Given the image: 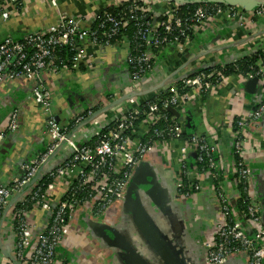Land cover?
I'll return each mask as SVG.
<instances>
[{
  "label": "built area",
  "instance_id": "2783aa9c",
  "mask_svg": "<svg viewBox=\"0 0 264 264\" xmlns=\"http://www.w3.org/2000/svg\"><path fill=\"white\" fill-rule=\"evenodd\" d=\"M23 1L0 0V14L3 5L15 3L22 7ZM47 1L52 5L58 2ZM162 4L156 0H109L104 9L92 15L93 25L88 29L80 28V22L74 17L60 16L49 29L26 34L20 40L7 37L0 43V84L14 83L32 89L31 97L42 113V128L47 138L44 150L22 166L21 175L0 186V220L10 200L21 194L8 215L14 238L12 256L20 264H61L59 253L78 214L91 221L113 225L135 168L140 162L153 159L156 148L167 141L183 142L176 200L188 199L200 192L203 177L213 182L215 221L203 240L204 263L225 264L230 259H242L244 264H264V223L249 169V160L258 143L252 142L253 149H248L251 132L260 130V138L264 140L261 124L264 72L260 69L243 76L224 77L212 69L207 74L184 77L202 65L189 66L178 73L184 94H179L176 84H169L157 90L151 102L148 101L151 98L143 99L137 106L138 98L128 99L120 110L107 115L106 122H114L115 128L93 148L77 145L68 134L79 125L81 131L88 124L92 125L95 118L83 124L84 116L111 103L114 96L104 98L103 106L97 101L75 114L68 127L62 128L56 120L55 97L48 90L47 82L60 76L76 78L82 70L94 76L99 68L97 58L105 49L127 46L128 81L119 92H138L154 70L155 60L167 47L182 51L184 44L198 36L205 23L223 13L236 21H246L241 10L218 4L194 5L196 7L188 18L179 10L185 6L176 5L156 15V7ZM121 7L122 11L119 10ZM108 8L116 11L110 13ZM248 14L264 19V6ZM93 26L96 27L93 29ZM181 37L182 42L179 41ZM58 47L73 52L69 62L61 66L56 65ZM180 60L185 61L182 57ZM231 77L236 78L237 85L258 78V87L249 99L250 109L242 108L234 113L232 153L238 160L226 162L213 135L193 132L184 137V115L189 105L202 102ZM242 96L238 87L229 94L235 102L243 99ZM144 103L147 109L143 111ZM170 108L179 116L171 114ZM168 120L173 126L153 130V139L144 141L153 127ZM139 126L142 130L138 134ZM101 129L96 130L93 138L100 135ZM18 130V112L13 111L0 127V141ZM66 151L70 156L47 170L49 159ZM190 153L192 160L188 156ZM195 163H206V168L199 170ZM42 176L48 179L47 183L40 182ZM224 180L231 181L230 191L221 187ZM27 185V190L22 192ZM58 188L61 190L59 196L56 195ZM36 210L44 215V220L38 224L29 219L30 213Z\"/></svg>",
  "mask_w": 264,
  "mask_h": 264
},
{
  "label": "crops",
  "instance_id": "0c3cea01",
  "mask_svg": "<svg viewBox=\"0 0 264 264\" xmlns=\"http://www.w3.org/2000/svg\"><path fill=\"white\" fill-rule=\"evenodd\" d=\"M22 3V7L15 3L3 5L0 14V41L6 37L18 38L49 29L55 25L60 16L74 17L80 22V28L88 29L93 25L92 15L104 9L109 0H58L56 5H52L47 0H24ZM241 11L246 15L245 22L236 21L234 17L228 18L223 13L205 23L198 36L184 44L182 51L167 47L155 60L154 70L147 76L146 83L138 92H119V89L123 88L128 81L126 45L105 49L97 58L99 68L94 76L86 70L77 74L76 78L60 76L49 80L47 88L55 97L54 113L58 124L62 128L68 127L75 114L93 106L97 101L103 106L104 98L114 96L109 103L111 105L105 103L92 125L87 123L84 130H76L72 137L75 143L85 144L93 139L96 130L107 125V115L120 110L130 98H138L136 104L141 105L143 99L151 98L153 92L167 85L172 78H178V71L185 66L199 64L203 66L208 64L209 60L213 61V64L223 65L264 52V19L251 17L247 12ZM181 57L185 59L184 62L180 60ZM257 66L264 72L261 62H258ZM226 82L228 83H224L211 95L206 96L202 102L189 105L186 108L184 120L185 124H188L187 128H192L191 133L201 135L207 132L213 135L224 161L228 162L232 154L234 113L242 108L250 109L248 104L250 97L243 94V99H236L235 102L229 98V94L232 89L239 88L240 85L236 84L237 80L234 77ZM31 91V88L20 84H0V127L13 111L18 112L19 124L18 131L0 141V186L7 185L12 178L21 175L22 166L33 161L44 150L47 143L42 128L43 116L31 97ZM116 104L120 105L116 107ZM190 122L193 127L190 126ZM141 130L139 126L138 134ZM260 132V130L251 132L249 136L251 144H248V149H253L252 142L258 143V148L249 160V169L259 189L260 197L264 198V140L260 138ZM262 135H264V122ZM182 146V141L162 143L154 151L153 159L149 158V161L140 162L138 165L144 164L150 168L153 183L169 193L172 192V187L179 177ZM69 156L70 152L66 151L59 157L51 158L49 168L56 167ZM188 156L190 160L193 159V154L190 153ZM144 182L147 181L144 180ZM230 182V180L222 182L221 187L224 191L232 189ZM200 183L202 185L200 192L191 195L188 199L177 198L174 206L169 204L167 193L166 197L160 195L158 204H154L150 197L140 198L150 222L157 226V231L160 230L166 238L173 240V246L186 252L187 259H185L190 264L194 262L197 244L204 240V236L208 234L215 221L212 209L214 207L213 182L210 178L203 177ZM60 192L58 188L56 195L59 196ZM29 219L34 224H38L44 220L43 212L32 211ZM87 220L89 219L77 216L72 222L68 240L59 253L60 263L126 264L119 253L106 246L102 240L90 232L88 228L90 221L87 222ZM3 227L0 239L4 245H7L11 235L13 236L10 232L12 225L8 217ZM140 233L135 242L134 252L141 263L166 264L155 251L146 247L144 243L146 241ZM147 234L154 238L157 236L154 231ZM155 247L158 248V245ZM166 248L170 250L171 255L174 254L170 245ZM4 249L6 251L5 246ZM177 261L179 264V257ZM1 262L13 264L4 258Z\"/></svg>",
  "mask_w": 264,
  "mask_h": 264
},
{
  "label": "water",
  "instance_id": "95a60500",
  "mask_svg": "<svg viewBox=\"0 0 264 264\" xmlns=\"http://www.w3.org/2000/svg\"><path fill=\"white\" fill-rule=\"evenodd\" d=\"M156 1H159L163 4H170L171 5L170 7H172V5L182 7V6H186V5L194 6V5H205V4H218V5H224V6L231 7V8H239V9H241L247 13L253 11L255 8H257L259 6H264V0H156ZM159 14H156V15H159ZM229 63H232V62H229ZM216 65H218V64L217 63H214V64L208 63L205 66L199 67V69L214 67ZM187 67H189V66H185L181 71H178V73L182 72ZM196 70H198V69H196ZM196 70H192V71L188 72L184 77L192 76L196 72ZM180 79L181 78H179V77L174 78V79L172 78L168 82L167 85L175 84L176 82L180 81ZM163 87L164 86H162V88ZM257 87H258V78H253L251 80L243 82L239 86V88L243 92L244 96L246 95V97H253L257 92ZM162 88H160V89H162ZM153 93L155 94L156 91ZM110 105L111 104H109V106ZM117 105L119 106L120 104H116L115 106L117 107ZM114 107H112V109ZM101 110H103V108H101L100 111ZM168 111L171 114H173L175 117L179 116V114L171 108ZM95 117H97V116H95ZM261 122H262L261 124L263 126L264 116L261 119ZM106 123L108 124L109 122L107 121ZM83 124H84V122H83ZM78 127H81V125L73 128L70 131V133L68 134V137L71 138L72 140H74L72 137L77 132L76 130L79 129ZM187 127H188V124L186 123L185 128H187ZM55 157H57V156H54L52 158H55ZM50 159H49V161H50ZM49 161H48L47 165L49 164ZM138 167L139 166H137L134 170V174L132 176L133 179L135 177L134 176L135 171H137ZM49 169L50 168L48 165L47 170H49ZM132 178H131V180H132ZM251 178L253 180V191H254L255 195L257 196L258 202L260 204L262 219H263V223H264V198L260 197L261 195L259 194V189H257V187H256L257 184H255V181L253 179L252 174H251ZM176 183H177V181L173 185L171 193H169L168 191L166 192V191L162 190L160 188V186H157L155 183H153V181H152V183H149V185L152 186L151 188L142 187V185L140 186V188H136L133 185L128 186L126 193H125V196L123 198V201L121 203V206L118 210V213L114 218L113 225L109 226V225L102 223V222H99V221L93 222L91 220H87V222L90 221V222H88L89 223L88 228H89L90 232L96 238H99L100 240H102V242L104 244H106V246H108L109 248H112L117 253H119L120 258L122 260H125L126 257H133V258H136V259H134L135 264H142L138 255H136V253L134 252L135 251V242L137 241V238L139 237L138 233L141 232L140 234L143 236L144 240L146 241V242H144L146 247H149L152 249V251H155L156 255L159 258H161L162 260H164L165 263L178 264L177 257H179V264H190L186 260L187 259L186 258L187 257L186 252L182 251V249H180V248H176V246H173L172 245V242H173L172 239L169 240L168 238H166L164 233H162L160 230L157 231L158 230V229H156L157 226H154L150 222L151 220L145 214L143 204H141V200H140V198H142V197H150L154 204H158V200H160L159 198H160V195L162 194V196H164V197L167 196L169 204L174 206L177 202V200H176ZM28 186L29 185L25 186L23 188L22 192L26 191ZM165 194H166V196H165ZM20 195H16L15 197H13V199L10 200L9 204L7 205L5 210L3 211V214H2L1 220H0V232L3 230V228H4L3 224L5 221H7V217L9 215V213L11 212V210L13 209V207H14L16 201L18 200V198L20 197ZM124 204H125L126 209H128V207L131 208L130 213L127 214V212L125 211V208H124ZM9 222H10V220H9ZM152 231H154L156 233V235H157L156 238L152 237L151 235L147 236L148 235L147 233H152ZM13 244H14V238L12 235H11L10 241L7 245H4L2 243V240L0 239V264L2 263L1 260H3V258L9 260L13 264H20L12 256ZM155 244L158 245V248L155 247L156 246ZM202 244H203V241L199 242L197 244V252H196V255L194 258V262L192 264H205L204 260H203V254H202V247H203ZM167 245L171 246L172 250L174 251L173 252L174 254L172 253L173 255H171L170 250H167V248H166ZM4 246L6 247V251L4 249ZM159 246H161V247H159ZM174 258H176V261H174ZM225 264H244V261L242 259H230Z\"/></svg>",
  "mask_w": 264,
  "mask_h": 264
},
{
  "label": "trees",
  "instance_id": "16d2710c",
  "mask_svg": "<svg viewBox=\"0 0 264 264\" xmlns=\"http://www.w3.org/2000/svg\"><path fill=\"white\" fill-rule=\"evenodd\" d=\"M170 6H171L170 4L159 5L155 9V13L159 14L162 11L168 9ZM195 7L196 6H185V7L180 8L179 10H180V13L182 14L183 17L188 18V17H190L192 15V12L195 9ZM119 10L122 11L123 7H121ZM107 11L110 12V13H113L116 10L108 8ZM131 26L132 25H130L129 27H131ZM95 27L96 26H93V29ZM127 32H128V34L130 36L131 35V28ZM9 38H12V37H9ZM22 38H23V36L18 37V38H12V39L20 40ZM4 39H2L0 41V43ZM179 41L182 42L183 41V37L179 38ZM55 55H56V58H57L56 65L57 66H61V65L65 64V63L69 62V60L73 56V52L70 51L66 47H58L56 49ZM258 62H261L262 65H264V52L263 51L262 52H258V53L253 54V55H250V56H246V57H244L241 60L236 61V62L226 63V64H223V65H216L214 67L198 69V70H196V72L193 75L198 74V73L207 74L212 69H215V70L219 71L221 73V75L224 76V77H229V76H233V75H236V74H240V75L243 76V75H247L248 73H252L254 71H259V67L257 66ZM82 71H84V70H82ZM189 77H191V76H189ZM175 84L178 87L179 94H181V95L184 94V91L181 89L182 86L180 84V81L176 82ZM163 98L165 99V98H167V96H164ZM153 100H154V98H151L148 101L151 102ZM145 109H147V106H145V103H144V105L142 106V110L144 111ZM99 111H100V109H93L92 112H91V115H89V116L85 115L84 116L83 122L85 124L89 123L91 120H93L95 118V116H97V114H99ZM168 116H171V115L168 113ZM190 124H191L190 126L193 127L191 122H190ZM171 126H173V123L170 122L169 120L166 121V122L160 121L157 126L152 128L151 132L145 137L144 141L147 142V141H150V140L153 139V130L161 131V130H163L165 128H168V127H171ZM114 128H115L114 122H111L110 124L104 126L101 129L100 135L95 137V138H93L91 141L87 142L86 144H84V146H87L89 148L95 147L97 142L100 141V140L106 139L108 134H109V132L112 131ZM185 131L186 132H185L184 137H188L189 134H191V132H192V128H189V129L185 128ZM124 134H125L126 137H129V134H127V133H124ZM231 160L232 161L238 160L237 155H234L232 153L231 154ZM194 165H196L199 170L201 168H204V169L206 168V163L205 164L204 163L203 164H196L195 163ZM134 176H135L134 179L132 178V180H130L128 186L133 185L136 188H140L141 185H142V187H146V188L147 187L148 188L152 187V186L149 185V183H152V171L146 165H144V164L140 165L137 168V171H135V175ZM143 179L146 180L147 182H144ZM40 182L41 183H47L48 179H46V177L42 176L41 179H40ZM124 208H125V204H124ZM125 211L127 212V214L130 213L131 208L130 207H128V209L125 208ZM134 259H136V258L126 257V259L124 261L126 262V264H135L134 263L135 262ZM166 264H169V263H166Z\"/></svg>",
  "mask_w": 264,
  "mask_h": 264
},
{
  "label": "rangeland",
  "instance_id": "374dc122",
  "mask_svg": "<svg viewBox=\"0 0 264 264\" xmlns=\"http://www.w3.org/2000/svg\"><path fill=\"white\" fill-rule=\"evenodd\" d=\"M77 216H82V215H79V214H78ZM77 216H76V217H77Z\"/></svg>",
  "mask_w": 264,
  "mask_h": 264
}]
</instances>
